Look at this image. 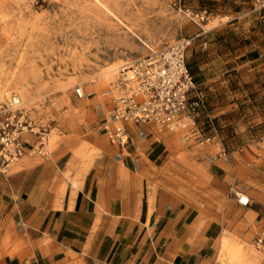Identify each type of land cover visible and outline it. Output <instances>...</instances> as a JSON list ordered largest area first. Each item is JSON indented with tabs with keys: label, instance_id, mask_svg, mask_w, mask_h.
<instances>
[{
	"label": "rangeland",
	"instance_id": "1",
	"mask_svg": "<svg viewBox=\"0 0 264 264\" xmlns=\"http://www.w3.org/2000/svg\"><path fill=\"white\" fill-rule=\"evenodd\" d=\"M186 10H206L208 18L195 23ZM182 36L194 37L186 62L190 96L204 103L205 141L130 124L127 145L110 143L100 126L118 67ZM11 93L36 133L24 134L27 152L0 172V264H27L24 257L61 231L48 225L55 214L28 203V185L41 173L59 207L95 164L121 179L135 174L149 211L157 198L196 214V230L209 234L192 246L203 264H264V8L255 0H0V98ZM10 187L21 195H8ZM238 194L249 203L239 204ZM39 236L42 245L33 242ZM65 247L58 264L91 255L87 243ZM131 257L127 251L120 264Z\"/></svg>",
	"mask_w": 264,
	"mask_h": 264
},
{
	"label": "crops",
	"instance_id": "2",
	"mask_svg": "<svg viewBox=\"0 0 264 264\" xmlns=\"http://www.w3.org/2000/svg\"><path fill=\"white\" fill-rule=\"evenodd\" d=\"M127 129L129 132L130 129L133 130L130 125H127ZM119 159L125 168L126 158ZM130 164L132 162L127 163V166L132 169ZM97 165L79 180L72 197L66 191L59 207L53 206L55 196L50 197L46 180L40 178L41 173L32 185H28V191L24 192L28 203L39 207V210L47 208L46 213L55 214L54 220H50L48 225L55 231L59 227L61 231H56V236L52 235L45 246L39 247L36 255L24 257L22 260L25 263L58 264L56 256L64 251L66 245L76 242L87 243L89 253L91 252L86 260L83 257L78 260L82 264H120L127 251L132 256L130 264L204 263L192 246L204 244L209 234L206 230H196L199 227L196 214L177 209V204L170 206V199L160 201L157 198L149 211L147 195L139 187L135 174L130 172V178L121 179L103 173ZM29 179L28 177L27 180ZM15 192L16 189L10 187L7 194L14 197L18 193ZM66 228L77 235L62 236ZM76 230L85 232L86 235L81 237ZM146 232L149 237L145 235ZM42 241V236L33 239L36 245H42ZM137 245L139 247L135 248ZM11 264H21V261L16 258Z\"/></svg>",
	"mask_w": 264,
	"mask_h": 264
},
{
	"label": "built area",
	"instance_id": "3",
	"mask_svg": "<svg viewBox=\"0 0 264 264\" xmlns=\"http://www.w3.org/2000/svg\"><path fill=\"white\" fill-rule=\"evenodd\" d=\"M259 9L264 0H255ZM189 18L200 23L208 18L206 10H186ZM194 37L182 36L172 44L121 64L107 91L108 113L100 129L110 143L123 148L130 140L127 125L151 124L158 130L177 133L184 142L202 144L199 117L204 103L198 95L191 97L195 82L186 62ZM77 97H83L81 88H75ZM36 133L27 120L19 96L11 93L0 98V172L9 167L27 151L24 134ZM35 150L41 153L43 137H37ZM245 206L249 198H238Z\"/></svg>",
	"mask_w": 264,
	"mask_h": 264
},
{
	"label": "bare ground",
	"instance_id": "4",
	"mask_svg": "<svg viewBox=\"0 0 264 264\" xmlns=\"http://www.w3.org/2000/svg\"><path fill=\"white\" fill-rule=\"evenodd\" d=\"M114 71H115V67H110V68H108L107 70H106V72H104V73H106L105 74V79L104 80H110V78H112V76H113V74H114ZM106 82V81H105ZM240 197H245V195H243V194H238V198H240ZM223 239H224V237H223ZM226 240V239H225ZM228 241V240H227Z\"/></svg>",
	"mask_w": 264,
	"mask_h": 264
}]
</instances>
